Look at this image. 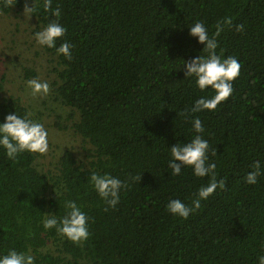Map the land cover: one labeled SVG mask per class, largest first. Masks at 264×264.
I'll use <instances>...</instances> for the list:
<instances>
[{"label":"trees","instance_id":"16d2710c","mask_svg":"<svg viewBox=\"0 0 264 264\" xmlns=\"http://www.w3.org/2000/svg\"><path fill=\"white\" fill-rule=\"evenodd\" d=\"M26 6L33 0H0V14ZM36 7V31L57 19L56 8L67 29L57 47L67 41L71 59L44 50L59 66L52 99L68 110L54 126L71 131L80 150H64L45 171L39 166L45 154L24 152L13 161L0 149V254L24 251L35 264H258L264 176L254 185L244 177L256 160L264 168V0H51L48 11L36 0ZM226 17L232 23L222 25L216 52L241 64L233 94L215 110L185 118L195 100L213 94L185 77L183 60L203 50L187 25L202 21L211 36ZM5 94L1 77L0 121L16 109L41 123L20 97ZM193 117L202 122L224 188L183 219L166 210L167 202L191 206L209 182L190 167L169 174L168 147L191 139ZM93 171L127 183L116 208L105 210L89 183ZM64 199L89 217L83 243L42 226L44 213L64 214Z\"/></svg>","mask_w":264,"mask_h":264},{"label":"clouds","instance_id":"9594fccd","mask_svg":"<svg viewBox=\"0 0 264 264\" xmlns=\"http://www.w3.org/2000/svg\"><path fill=\"white\" fill-rule=\"evenodd\" d=\"M50 8L51 0H43V9L48 11ZM37 11L36 0H33V6L25 7V13L33 15ZM52 15L57 19L49 21L42 25L38 31H35L33 34L35 41L40 46L55 49L57 55L71 59L70 49L72 46L67 41L57 47V41L67 32L66 27L59 22L60 9H53ZM231 23L230 18H224L222 23H217L216 33L211 36L202 21H194L187 25L189 36L195 38L198 44L203 45V50L193 56L191 60H183L185 77L193 79L196 87L201 91L210 89L213 94L201 96L195 100L192 107L186 110L185 118L192 113L215 110L221 102L226 101L233 94V81L240 74L241 64L234 56L222 57L216 52L218 47L216 36L223 30V26L231 25ZM236 30L243 31V25H236ZM26 86L31 90L33 97L40 94L46 95L50 90L49 83L38 78L27 80ZM191 124L195 133L191 139L186 142L178 141L170 148L168 147L170 159L167 163L171 170L169 174L179 176L183 167H190L195 177H209V182L199 187L191 206L178 198L170 199L167 202L166 210L183 219H187L191 213L198 210L201 207V201L207 200L217 188H224V181L216 178L217 165L209 161V143L201 135L204 132L201 120L199 117H193ZM48 147L47 129L42 123L31 119L29 113L19 115L15 109L14 112L7 114L3 121H0V149L4 150V155L8 159L15 161L24 152L43 155L47 153ZM252 169L244 177V181L250 185L256 184L258 177L264 176L261 161L256 160ZM132 179L135 180L137 177ZM89 183L106 205L105 210L116 208L121 199V191L128 187L125 181L107 172L103 174L91 172ZM55 192L57 198L62 196V193H58L56 189ZM63 208L62 216H58L57 212L52 211L44 213L43 228L45 230L55 229L61 237L74 244L87 241L91 234L88 215L72 199H64ZM257 261L258 264H264V255H258ZM0 264H35V258L27 252L10 249L6 253L0 254Z\"/></svg>","mask_w":264,"mask_h":264},{"label":"rangeland","instance_id":"374dc122","mask_svg":"<svg viewBox=\"0 0 264 264\" xmlns=\"http://www.w3.org/2000/svg\"><path fill=\"white\" fill-rule=\"evenodd\" d=\"M36 29V18L25 13V9L0 14V78L4 77L6 80L5 95L20 97L31 114L39 116L47 129L49 147L45 158L39 161L40 168L47 171L53 168L51 162H56L64 150H80V143L71 131H60L54 126L57 114L67 116L68 110L52 99L56 82L55 69L59 66L56 65V59L36 43L33 35ZM29 69L35 72L34 76H26ZM32 78L47 81L50 85L49 92L33 97L26 86V81Z\"/></svg>","mask_w":264,"mask_h":264}]
</instances>
